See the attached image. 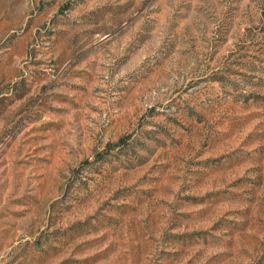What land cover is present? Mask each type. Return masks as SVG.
I'll return each instance as SVG.
<instances>
[{
	"label": "rangeland",
	"instance_id": "rangeland-1",
	"mask_svg": "<svg viewBox=\"0 0 264 264\" xmlns=\"http://www.w3.org/2000/svg\"><path fill=\"white\" fill-rule=\"evenodd\" d=\"M0 264H264V0H0Z\"/></svg>",
	"mask_w": 264,
	"mask_h": 264
}]
</instances>
